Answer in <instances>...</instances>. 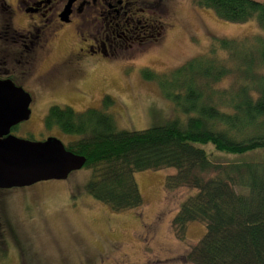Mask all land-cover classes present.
<instances>
[{
	"label": "trees",
	"instance_id": "trees-1",
	"mask_svg": "<svg viewBox=\"0 0 264 264\" xmlns=\"http://www.w3.org/2000/svg\"><path fill=\"white\" fill-rule=\"evenodd\" d=\"M229 24L255 21L264 32V4L254 0H195ZM225 58H220V53ZM155 82L184 122L172 119L139 132L116 129L103 109L76 113L52 107L46 130L78 140L65 149L85 159L91 171L86 193L114 213L140 209L137 173L173 170L164 190L194 191L171 222L178 241L193 223L205 227L201 240L185 256L186 264H264V160L220 166L205 146L219 154L244 156L264 151V39L259 36L212 39L206 54L165 74L142 71ZM231 80L227 88L223 83ZM32 141L31 139H24ZM204 147V148H203Z\"/></svg>",
	"mask_w": 264,
	"mask_h": 264
},
{
	"label": "rangeland",
	"instance_id": "rangeland-1",
	"mask_svg": "<svg viewBox=\"0 0 264 264\" xmlns=\"http://www.w3.org/2000/svg\"><path fill=\"white\" fill-rule=\"evenodd\" d=\"M154 1L160 5L164 30L157 44L124 53L116 62L95 58L94 65H88L91 71L76 85L59 82L49 88L52 82L44 78L36 84L40 89L26 88L33 98L30 118L17 125L13 135L34 142L52 138L66 147L78 137L46 130L43 122L48 111L52 107H68L76 113L103 109L105 97L113 103L105 112L113 117L118 131L139 132L176 118L184 122L187 116L176 112L158 84L143 79L142 71L168 73L206 54L215 38L264 39L255 21L223 22L212 11L199 8L195 0ZM254 1L264 4V0ZM13 23L25 26L21 20ZM77 40L73 26L67 28L52 55L36 63L32 72L42 73L68 52L62 43ZM219 56L225 58L223 52ZM230 83L227 80L222 87ZM205 147L215 165L264 160V151L228 156ZM173 174V170L135 174L143 206L122 213L112 212L86 193L91 180L87 169L63 181L0 191V264H186L185 256L204 236L205 227L190 224L182 241L175 238L171 222L181 203L195 192H165V178Z\"/></svg>",
	"mask_w": 264,
	"mask_h": 264
},
{
	"label": "flooded vegetation",
	"instance_id": "flooded-vegetation-1",
	"mask_svg": "<svg viewBox=\"0 0 264 264\" xmlns=\"http://www.w3.org/2000/svg\"><path fill=\"white\" fill-rule=\"evenodd\" d=\"M68 1L0 0V81L9 80L26 93V88L40 89L44 78L52 82L49 88L59 82L76 85L91 71L95 58L116 62L124 53L157 44L164 31L161 8L154 0H76L63 22L60 16ZM14 20L25 26H16ZM71 26L77 42L62 43L68 50L65 56L42 73L32 72L36 63L48 60Z\"/></svg>",
	"mask_w": 264,
	"mask_h": 264
},
{
	"label": "water",
	"instance_id": "water-1",
	"mask_svg": "<svg viewBox=\"0 0 264 264\" xmlns=\"http://www.w3.org/2000/svg\"><path fill=\"white\" fill-rule=\"evenodd\" d=\"M69 0L60 18L67 21ZM31 98L11 81H0V190L29 187L46 181H63L83 168L85 159L48 138L31 142L10 135V130L30 117Z\"/></svg>",
	"mask_w": 264,
	"mask_h": 264
}]
</instances>
